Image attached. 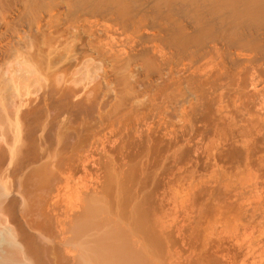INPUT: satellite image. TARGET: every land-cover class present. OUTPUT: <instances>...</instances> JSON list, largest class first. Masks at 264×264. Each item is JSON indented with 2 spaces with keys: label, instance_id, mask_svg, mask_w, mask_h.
<instances>
[{
  "label": "bare ground",
  "instance_id": "obj_1",
  "mask_svg": "<svg viewBox=\"0 0 264 264\" xmlns=\"http://www.w3.org/2000/svg\"><path fill=\"white\" fill-rule=\"evenodd\" d=\"M148 24L177 63L197 65L217 41L225 54L244 43L264 55V0H0V264L186 262L166 260L172 241L147 192L157 173L146 175L137 155L125 159L135 143L118 131L140 121L149 91L185 103L193 119L203 114L202 102L180 81H167L153 48L140 43L120 53L102 38L123 27L149 37ZM105 107L107 114L99 110ZM229 154L238 158L242 150Z\"/></svg>",
  "mask_w": 264,
  "mask_h": 264
},
{
  "label": "rangeland",
  "instance_id": "obj_2",
  "mask_svg": "<svg viewBox=\"0 0 264 264\" xmlns=\"http://www.w3.org/2000/svg\"><path fill=\"white\" fill-rule=\"evenodd\" d=\"M145 26L144 31L147 34L150 32L149 37H140L135 33H130L129 30H124V27H116L118 31L121 28L119 36L117 34L113 37L104 35L102 37L104 41L100 40L105 46L107 42L111 41L115 45L114 51H119L120 48V53L127 52L130 48H138L140 43L139 47L149 46L151 51L153 48L154 53H157L156 56L158 55L160 65L163 64L162 75L167 78V81L170 76L173 78V80L170 78L171 82H176L175 86L180 81L183 88H188L191 93L193 92L192 96L199 99V102L197 99L199 106L200 101L202 104L205 102L206 106L203 107L204 104H201L202 109L198 106V110L204 109L205 113L202 111L203 114H199L196 119H193L194 116L186 115L189 112L185 108L187 107L185 103L181 105L175 98L171 99V97L165 96L167 93L160 92L161 94L154 95L157 93L155 90L153 93L149 91V94H144L143 98L147 103L149 101L148 106L151 103L149 108L147 106L149 110L147 108L146 111L144 110L145 114L133 128L131 127L133 122L127 120L126 124L128 123L129 126L124 123L118 131L121 140L126 139L127 142L135 143V147L131 146L130 148L128 143L129 155L126 153L125 159L133 157L132 160L136 161L138 157L137 160H140L138 162L142 161L143 164H140L147 172L146 175L148 171L151 172V175L157 173L154 174L153 181H151L152 178L151 180L147 179L151 181V184L147 182L149 186L146 183L148 188L146 185L145 187L148 190L145 189L147 192L153 193V195L151 194L153 196L151 200L154 199L151 201L154 204L152 206L156 205L154 209L158 207L156 210L153 209L154 216L160 212L158 217L160 219L162 217L164 220H160V224L164 222L160 228L164 227L162 229L164 234L168 233L167 235L172 241L169 243V239V242L165 243L171 248V251L166 247L169 252L167 254L165 250L167 257L163 256L162 259L165 257L167 260L171 256L177 255L176 260L180 261L184 257L181 261H186V264L190 261H192L191 264H264V55L256 49L247 47L246 44L243 45L244 43L234 44L230 53L225 54L224 44L217 41L210 44V50L200 57L202 59H199L197 65H190L186 60L177 63L174 56H171V52L169 53L171 50L167 48V44L160 38V30L149 24ZM97 33L100 34V31L98 30ZM115 37L118 40H115ZM122 44L124 45L122 46ZM158 48L159 50H157ZM156 50L163 55L160 56ZM231 52L243 56L242 61L237 63L232 61ZM179 63L181 64L177 67ZM164 69L174 70V72H167ZM178 70L179 73L180 70H183L181 71L183 74H179ZM223 72L225 73L223 74ZM149 98L152 99L149 100ZM169 98L170 100H167ZM154 99L155 103L152 104ZM209 105L213 107L211 108ZM206 108L209 109V112H206ZM103 109L99 110L107 114L109 107ZM101 111L99 113L98 110L96 111L98 116ZM101 116L99 117L101 118ZM104 121L105 126H109L108 122L110 121L107 122V125V120ZM128 130L131 131L129 133L132 136L127 135ZM129 135L131 139L128 137ZM234 147L242 150V155L238 158L229 154ZM179 149L183 151L181 152ZM154 201H157V204ZM204 248L206 249L204 250ZM175 251L177 254H174ZM201 252L202 254L198 256V253ZM179 255L180 258H178ZM163 261L170 260L163 259Z\"/></svg>",
  "mask_w": 264,
  "mask_h": 264
}]
</instances>
